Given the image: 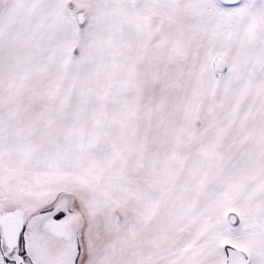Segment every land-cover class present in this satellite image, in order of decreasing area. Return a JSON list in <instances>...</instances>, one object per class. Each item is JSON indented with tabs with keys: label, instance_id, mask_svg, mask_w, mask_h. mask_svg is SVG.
Listing matches in <instances>:
<instances>
[{
	"label": "snow or ice",
	"instance_id": "obj_1",
	"mask_svg": "<svg viewBox=\"0 0 264 264\" xmlns=\"http://www.w3.org/2000/svg\"><path fill=\"white\" fill-rule=\"evenodd\" d=\"M0 264H264V0H0Z\"/></svg>",
	"mask_w": 264,
	"mask_h": 264
}]
</instances>
